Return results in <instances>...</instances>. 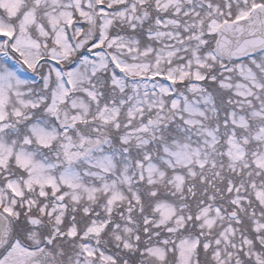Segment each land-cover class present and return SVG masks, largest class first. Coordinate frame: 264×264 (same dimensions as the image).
Instances as JSON below:
<instances>
[{
  "label": "snow or ice",
  "instance_id": "6c2138e0",
  "mask_svg": "<svg viewBox=\"0 0 264 264\" xmlns=\"http://www.w3.org/2000/svg\"><path fill=\"white\" fill-rule=\"evenodd\" d=\"M0 264H264V0H0Z\"/></svg>",
  "mask_w": 264,
  "mask_h": 264
}]
</instances>
